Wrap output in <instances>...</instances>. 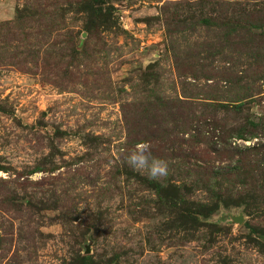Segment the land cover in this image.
<instances>
[{"label":"rangeland","instance_id":"obj_1","mask_svg":"<svg viewBox=\"0 0 264 264\" xmlns=\"http://www.w3.org/2000/svg\"><path fill=\"white\" fill-rule=\"evenodd\" d=\"M253 123L264 0H0V264H264Z\"/></svg>","mask_w":264,"mask_h":264},{"label":"clouds","instance_id":"obj_2","mask_svg":"<svg viewBox=\"0 0 264 264\" xmlns=\"http://www.w3.org/2000/svg\"><path fill=\"white\" fill-rule=\"evenodd\" d=\"M127 163L133 169L146 173L149 179L159 180L168 175V162L151 154V144L138 142L127 157Z\"/></svg>","mask_w":264,"mask_h":264},{"label":"trees","instance_id":"obj_3","mask_svg":"<svg viewBox=\"0 0 264 264\" xmlns=\"http://www.w3.org/2000/svg\"><path fill=\"white\" fill-rule=\"evenodd\" d=\"M252 127H253V128L251 129L252 131H251V130H248L246 133H240L241 131H239V133L236 134L237 137H239V138L246 137V134H247V133H251V136H252V135H255V133H254L253 131H255V129H256V131H257V129H261V128L263 129V128H264V124H263V123H261V124H254V123H253V124H252ZM263 160H264V159H263ZM234 169H235V172H236V171H239V170L241 169V167H238V166H237V167H235ZM230 171H233V169H231ZM214 209H215V208H214ZM200 211H201L200 214H202V215H208V214H204L205 212H204L203 209H201ZM211 213H213V212H211Z\"/></svg>","mask_w":264,"mask_h":264},{"label":"water","instance_id":"obj_4","mask_svg":"<svg viewBox=\"0 0 264 264\" xmlns=\"http://www.w3.org/2000/svg\"><path fill=\"white\" fill-rule=\"evenodd\" d=\"M240 222H241V218H240Z\"/></svg>","mask_w":264,"mask_h":264}]
</instances>
